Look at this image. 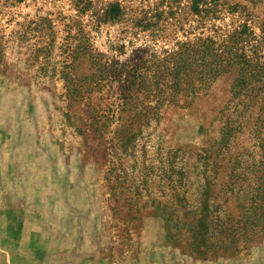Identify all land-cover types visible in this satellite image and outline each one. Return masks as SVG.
<instances>
[{"label": "rangeland", "instance_id": "1", "mask_svg": "<svg viewBox=\"0 0 264 264\" xmlns=\"http://www.w3.org/2000/svg\"><path fill=\"white\" fill-rule=\"evenodd\" d=\"M206 3L0 0V264H264V0Z\"/></svg>", "mask_w": 264, "mask_h": 264}, {"label": "trees", "instance_id": "2", "mask_svg": "<svg viewBox=\"0 0 264 264\" xmlns=\"http://www.w3.org/2000/svg\"><path fill=\"white\" fill-rule=\"evenodd\" d=\"M206 1H209V3H206ZM191 5H193V11L196 14H199L202 10L200 9L201 5H203L204 3L206 4H210L211 6H215V3L218 2V0H190ZM260 29H261V37L259 39V41H257L258 46L261 48H264V23H262L260 25ZM238 29H235L236 31H240L244 32V31H248L249 32V27L246 26L245 23H243L242 25H239L237 27ZM235 32V31H233ZM250 33V32H249ZM260 56V55H258ZM240 58H244V60L246 61V72L253 76L252 81L249 84V92L250 93H254V91H256V93L258 92L259 95V102L261 103V105H264V57L260 56L257 58V61L255 59H251V58H247L244 54L240 55ZM259 59V60H258ZM255 62L253 65H251L252 62ZM254 72V73H252ZM260 92V94H259ZM231 116V115H230ZM262 116V115H261ZM227 118V117H226ZM229 122L230 119L229 117L226 120H222V124L221 123H216V125H214V127H218V137H217V142L215 143L217 145V149L219 150L220 148H227L228 147V143L229 140H231V132H230V127H229ZM264 149V146H261V150ZM157 159V163L161 166V170L162 172H165L167 170V166L171 163L170 161V156H168L167 154L164 156L161 155V157H156ZM177 164L179 165V171L180 173L182 172V161H175L173 162V164ZM204 173H206V169H204ZM184 174L181 173V176H183ZM187 181V179H186ZM188 186H187V190H186V194H193L191 192H188L189 190H192L190 187L192 186V183L190 182V180L188 181ZM200 211V208H199Z\"/></svg>", "mask_w": 264, "mask_h": 264}]
</instances>
